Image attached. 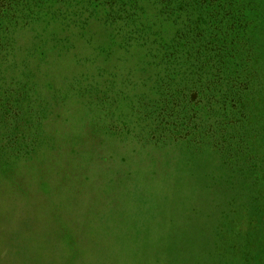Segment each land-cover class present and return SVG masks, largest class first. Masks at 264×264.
<instances>
[{
    "label": "rangeland",
    "instance_id": "rangeland-1",
    "mask_svg": "<svg viewBox=\"0 0 264 264\" xmlns=\"http://www.w3.org/2000/svg\"><path fill=\"white\" fill-rule=\"evenodd\" d=\"M10 1L0 264H71L90 220L97 264H264V0L233 25L241 100L204 92L202 0Z\"/></svg>",
    "mask_w": 264,
    "mask_h": 264
},
{
    "label": "trees",
    "instance_id": "trees-1",
    "mask_svg": "<svg viewBox=\"0 0 264 264\" xmlns=\"http://www.w3.org/2000/svg\"><path fill=\"white\" fill-rule=\"evenodd\" d=\"M244 1L245 0H243V4L247 8L253 4L250 1ZM241 2L242 0H202V3H200L201 5H205L207 22L206 26H202V29H200L196 35H193L192 44L197 53L202 52L209 57L205 56L208 59L206 62V68L207 74L210 75V81L206 82V86L204 87L205 91H203L206 92L207 90L208 93H212V97L214 98L216 97L214 92H222L219 93V95H222L224 98H228L231 94L238 97L240 100L243 98L242 91H244V88H242L243 81L242 77H240L242 75H240L238 68H233L234 56L235 54L237 55L234 39L238 38V33L241 30L238 23L236 26L233 25L235 22H238L237 18L244 19L246 16L243 12V10H245L244 7H242V9L240 8ZM13 4L14 1L0 0V14L12 10ZM261 19L262 22H264V17ZM244 22L246 26L249 27L253 23L250 19H245ZM212 70H214V72H212ZM210 90H213V92ZM171 92L172 93L168 95V98L166 97V102L167 104L169 103L171 107L166 104L164 112L167 110L166 113L171 114V111L175 109L174 105L179 96L184 98L187 106H189L186 96L184 94H179L177 86H172ZM200 97L201 99L204 98L203 95H199L198 98ZM23 100L25 101L26 98H24L22 94H19L17 99H15V105L22 108ZM8 102L12 104L11 101ZM42 102H45L46 104L48 103L45 98ZM35 104L36 102H34V105ZM3 106L6 109L8 107L7 103H4ZM12 113H15V111L10 110V114ZM18 114L19 113L14 114L13 116ZM183 116L186 115L184 114ZM183 116L177 114L174 116V119L181 121L183 120ZM38 117L40 118L38 121L43 119L41 115H38ZM94 223L95 222L90 220L87 222V226L81 225L83 229H89L95 234V236H92V239L90 241L88 240L85 246L80 249L82 250L85 247L82 253L83 257L85 254H91V256L83 259L82 255L80 257L77 256L79 253L78 251L71 252L68 255H61V257L63 256V258H66L68 263L70 262L71 264H74L80 262L82 264H97V255L95 253L97 251V225H94ZM60 248L59 245L55 252L59 251Z\"/></svg>",
    "mask_w": 264,
    "mask_h": 264
}]
</instances>
